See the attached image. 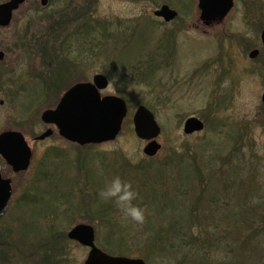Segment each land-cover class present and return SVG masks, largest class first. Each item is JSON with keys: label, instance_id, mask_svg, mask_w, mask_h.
<instances>
[{"label": "rangeland", "instance_id": "obj_1", "mask_svg": "<svg viewBox=\"0 0 264 264\" xmlns=\"http://www.w3.org/2000/svg\"><path fill=\"white\" fill-rule=\"evenodd\" d=\"M164 5L175 21L154 15ZM244 7L206 28L197 0H28L0 28V134L20 132L33 149L25 173L1 162L13 197L0 264H83L89 249L65 238L79 224L95 229L99 249L146 264H264V73L254 71L264 66V4L250 6V20ZM97 74L110 83L102 96L125 100L128 115L117 140L82 148L41 115ZM139 106L162 129L153 158L134 132ZM191 117L205 128L186 135ZM114 175L139 193L142 225L122 224L99 198Z\"/></svg>", "mask_w": 264, "mask_h": 264}, {"label": "water", "instance_id": "obj_2", "mask_svg": "<svg viewBox=\"0 0 264 264\" xmlns=\"http://www.w3.org/2000/svg\"><path fill=\"white\" fill-rule=\"evenodd\" d=\"M40 1L43 7L48 5V0ZM233 1L199 0L202 23L210 27L223 21L233 8ZM25 2L26 0H9L0 5V26L8 27L13 13ZM155 16L169 23L177 17V13L165 6L157 11ZM262 41L264 43V32ZM258 54V51L252 52L251 59H255ZM3 58L4 54L0 52V60ZM108 85V79L102 75H97L93 83L75 85L63 96L55 110L42 114V121L47 125L56 126L61 137L81 146L100 145L117 140L122 134L128 108L126 102L119 97L101 96L100 91L107 89ZM262 102L264 104V94ZM133 123L137 137L148 142L144 154L149 158L155 157L161 150V145L157 143L161 127L154 114L145 106H140L134 114ZM203 129V122L195 117L187 119L184 125L186 135L201 132ZM52 135L53 131L48 130L37 140L44 141ZM0 156L15 173H20L29 169L33 154L21 133L5 132L0 135ZM11 183L10 179H3L0 166V218L6 214L9 207L12 196ZM68 238L91 248L84 264H146L142 259L112 257L104 253L95 245V231L91 226H76L68 234Z\"/></svg>", "mask_w": 264, "mask_h": 264}, {"label": "clouds", "instance_id": "obj_3", "mask_svg": "<svg viewBox=\"0 0 264 264\" xmlns=\"http://www.w3.org/2000/svg\"><path fill=\"white\" fill-rule=\"evenodd\" d=\"M98 195L101 200L111 201L115 205L122 224L134 222L142 225L145 222L147 209L136 203L139 193L131 181L114 175L100 189Z\"/></svg>", "mask_w": 264, "mask_h": 264}, {"label": "flooded vegetation", "instance_id": "obj_4", "mask_svg": "<svg viewBox=\"0 0 264 264\" xmlns=\"http://www.w3.org/2000/svg\"><path fill=\"white\" fill-rule=\"evenodd\" d=\"M198 1V0H197ZM240 4H244V12H245V16H246V18L247 19H251V18H249L248 17V13H247V10H249V8H250V6L251 5H253V4H264V0H234V8H233V10L236 8V6L237 5H240ZM232 10V11H233ZM232 11L229 13V15L232 13ZM228 15V16H229ZM227 16V17H228ZM226 20V19H225ZM222 23V22H221ZM220 23V24H221ZM261 30V33H262V31L264 30V27L262 28V29H260ZM261 43H262V45L264 46V43L262 42V40H261ZM258 50V49H257ZM252 51V50H251ZM250 51V52H251ZM250 52H249V54H250ZM258 52H259V54H258V56H257V58L260 56V51L258 50ZM5 55V54H4ZM257 58L256 59H254V61L255 60H257ZM4 59H5V56H4V58H3V60H0V62H3L4 61ZM256 73H264V66H262L261 68H259V70L258 69H255L254 70ZM94 78V77H93ZM93 78H92V80H93Z\"/></svg>", "mask_w": 264, "mask_h": 264}, {"label": "trees", "instance_id": "obj_5", "mask_svg": "<svg viewBox=\"0 0 264 264\" xmlns=\"http://www.w3.org/2000/svg\"><path fill=\"white\" fill-rule=\"evenodd\" d=\"M85 27V26H84ZM93 29H96L95 27H93V26H91L90 25V29H86V30H88V31H92ZM153 63H155V60L154 59H151L150 60V62H149V65H151V64H153ZM145 75H149V74H145ZM44 83H45V85L49 88L50 86H52L53 85V87H56L57 86V84H56V81L55 80H53V79H48V78H44ZM64 84V83H63ZM61 91V90H60ZM0 233H2V232H0ZM2 234H4V233H2ZM2 234H0L1 236H2ZM65 238H66V236H65ZM3 239V237H1L0 238V240H2ZM44 244V243H43ZM7 245L4 243V241H1L0 242V251L1 250H4V249H1L2 247H6ZM15 246H16V248H19V245L18 244H15ZM43 246V245H42ZM10 248V247H9ZM5 251V250H4ZM32 255H35L34 253L32 254ZM2 256V253L0 254V261L2 260L1 257ZM4 259V258H3Z\"/></svg>", "mask_w": 264, "mask_h": 264}]
</instances>
